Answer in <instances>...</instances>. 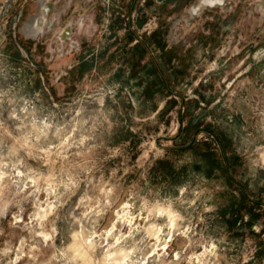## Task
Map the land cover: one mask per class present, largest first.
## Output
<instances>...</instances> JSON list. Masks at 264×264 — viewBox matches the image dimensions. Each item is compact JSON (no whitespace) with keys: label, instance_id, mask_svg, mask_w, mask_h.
<instances>
[{"label":"clouds","instance_id":"clouds-1","mask_svg":"<svg viewBox=\"0 0 264 264\" xmlns=\"http://www.w3.org/2000/svg\"><path fill=\"white\" fill-rule=\"evenodd\" d=\"M120 7L0 0V264H261L264 235L238 237L216 170L197 150L218 137L249 187L264 188V0L138 3L134 18L175 29L184 50L198 30L219 33L217 47L191 44L190 75L173 84L199 103L186 118L195 135L177 116L161 122L167 100L151 103L155 77L115 51ZM162 55L157 48L154 60ZM145 127L144 154L114 163L111 146Z\"/></svg>","mask_w":264,"mask_h":264},{"label":"rangeland","instance_id":"rangeland-1","mask_svg":"<svg viewBox=\"0 0 264 264\" xmlns=\"http://www.w3.org/2000/svg\"><path fill=\"white\" fill-rule=\"evenodd\" d=\"M120 2L121 7L113 13L115 22L112 25V30L113 38L115 39V51L124 53L127 62L133 68L140 69L148 75L155 77L152 81L155 82L152 87L153 93L149 92L151 103L157 105L167 100L165 105L166 111L162 112L160 117L161 122L167 120L166 126L171 127L175 122L172 117L177 116L181 124V132H184L185 128H187L189 135H195L196 133L191 128V121L188 120L186 124V118L192 116L191 109L193 104L198 108L199 103L185 100L183 93L176 92L173 84L175 83L176 86H179L190 75L187 69L189 67L188 62L192 58L193 50L191 44L195 41L204 44L206 47L209 43L213 47H217L221 43L219 33L206 37L203 31L198 30L192 35L189 45L185 46L186 50H184L177 46V43L181 41V37L175 29L169 32L167 25L161 22V29L152 31L147 19L134 18L133 13L136 12L140 0H120ZM139 11L141 15L146 16L144 7H141ZM216 19L219 20L220 18L216 17ZM208 27L215 29L212 21L206 20L204 28ZM125 28L127 31L124 37H118L117 31L124 30ZM149 32H151V43L146 39ZM149 48L152 49L151 52H149ZM157 48L163 53L162 60L159 63L154 60ZM173 59L179 62V67L173 66ZM157 73L160 78H158ZM159 79H162L164 82ZM165 93H167V97H172V99H167ZM201 100H204V96L202 95ZM178 105L180 106L179 110H177ZM156 132H159L158 127L156 128ZM151 135L152 130L145 127L140 133L133 131L130 139H125L121 143L112 145V150L118 153L114 157V163L122 165L125 156L130 164L138 160L144 154L141 145L147 143L148 137ZM155 144L157 147H165L159 140L155 141ZM194 148L195 141L193 140L187 145L177 146L173 150L184 152ZM197 151L198 154H204L209 168L216 170L215 186L219 202L226 205L227 211L231 212L233 217H236L238 214L236 221L233 220V227L237 229L238 237L243 238L245 232H250L252 236L259 240L260 236L264 235V188H261L257 192L255 189L249 187V183L240 174L239 161L230 156L227 147L218 137L216 138V144H211L207 147L201 146ZM149 158H152L151 153H149ZM165 167L170 166L165 165ZM233 185L235 186L234 188ZM239 188L245 192L246 198H248L250 203L255 204L254 215H249L242 204H240V209H238ZM249 220L251 224L248 223ZM253 227L259 229V233L253 232ZM256 257L261 264H264V240H260L256 244Z\"/></svg>","mask_w":264,"mask_h":264},{"label":"trees","instance_id":"trees-1","mask_svg":"<svg viewBox=\"0 0 264 264\" xmlns=\"http://www.w3.org/2000/svg\"><path fill=\"white\" fill-rule=\"evenodd\" d=\"M157 76H158V78H160V76H159V74L157 73ZM160 81H162V82H164L162 79H159ZM154 84H155V82H152V83H150L149 84V92L150 93H153V91H152V87L154 86ZM239 198H238V201H237V206H238V209H240V204H242L243 205V207H245L246 208V212H248L249 213V215H254L255 213H254V206H255V204H252V203H250V201L248 200V198H246L247 196H246V194H245V192H243L240 188H239ZM237 216H238V214L236 215V217H234L235 219H234V221H236V219H237ZM248 223L249 224H251L250 223V220L248 221Z\"/></svg>","mask_w":264,"mask_h":264}]
</instances>
